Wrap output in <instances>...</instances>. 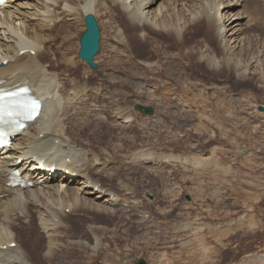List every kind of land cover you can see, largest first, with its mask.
<instances>
[{
    "label": "rangeland",
    "instance_id": "rangeland-1",
    "mask_svg": "<svg viewBox=\"0 0 264 264\" xmlns=\"http://www.w3.org/2000/svg\"><path fill=\"white\" fill-rule=\"evenodd\" d=\"M117 14V25L123 26L120 12ZM94 15L101 32L95 57L98 67L78 56L86 30L84 15L72 25L60 20L55 31H50L59 38L69 34L64 48L76 61L74 67L58 63L52 69L84 88L90 94L88 103L102 107L107 118H74L77 122L68 120V126L80 124L81 139L97 148L110 147L117 162L108 160L109 165L116 168L117 180L123 181L117 187L124 194L117 193L128 199L137 196V206L133 202L112 216H74L72 231L84 234L91 246L96 231L101 247L93 253L91 247L84 250L69 242L70 249L60 252L61 259L55 262L134 264L143 258L148 264H240L249 252L263 255L264 112L258 106H264V76L255 67L262 62L264 69L263 27H250L249 23L236 42L229 39L231 32L220 40L191 27L184 30L186 38L180 43L171 33L154 28L148 30L146 41H140L137 27L131 25L125 29L131 41L126 54L116 44L107 18ZM53 51L61 59L59 50ZM223 52L242 69L248 66L251 73L240 75L210 62L214 57L220 59ZM252 56L257 62L251 66ZM98 83L102 88L99 95L94 90ZM70 84L67 77L65 88ZM91 90L102 99L93 97ZM116 98L121 118L113 122L115 107L110 100ZM137 103L153 106L155 114L136 111ZM125 111L132 118L136 115L135 121ZM109 179L104 177L103 183L111 182ZM145 212L152 215L151 222ZM34 225L31 227L36 228ZM14 226L34 259L48 264L38 251L44 242L34 233L39 229L21 232L19 222Z\"/></svg>",
    "mask_w": 264,
    "mask_h": 264
},
{
    "label": "bare ground",
    "instance_id": "bare-ground-1",
    "mask_svg": "<svg viewBox=\"0 0 264 264\" xmlns=\"http://www.w3.org/2000/svg\"><path fill=\"white\" fill-rule=\"evenodd\" d=\"M158 2L159 0H9L0 9V90L28 87L45 104L36 121L19 133L15 142L5 148L0 156V264H40L32 256L26 242H22L14 226L16 222L21 224V230L18 229L21 232L34 229L35 227H31L34 222V226L43 233L34 231L41 241L44 240L42 248L38 250L42 260L48 264H59L55 260L61 259L59 253L64 252L65 248L70 249L67 246L69 242L84 250L91 247L90 251L93 253L98 252L101 247L100 236L95 234L96 231L93 233L95 241L92 246L84 234L72 231L70 221L74 216L79 219L88 213L112 216L118 208H129L133 206V202L137 206L134 200L137 196L129 197L130 200L117 193L124 194L117 187V182L120 185L123 181L117 180L116 168L112 169L109 165L108 160L111 163L117 162L110 147L101 145L97 148L89 140L81 139L79 135L83 134L77 127L80 124L68 126V120L74 118H83L84 121L92 116L107 117L103 116L105 113H102L103 109L98 108L97 103L87 102L90 94L84 88L73 84L74 80L68 75L61 76L52 69L58 63L66 68L76 65L70 50L64 48L69 41V34L59 38V34L50 33L55 31L60 20L72 25L83 20H79V17L86 13L101 14L110 23L116 44L126 54L131 41L128 40L125 29L128 30L131 25L137 27L136 34L140 41H144L148 30L154 28L171 33L180 43L185 37L184 30L191 27L200 28L199 31H206L203 32L205 34L210 32L220 40L227 38L231 32L228 37L234 38L233 42L237 41V37L249 23L250 27L259 24L264 29V0H181V3L180 0H162L158 8L153 9ZM28 6L32 10H28ZM117 11L120 12L118 20L123 26L117 25ZM52 47L59 50L61 59H57ZM222 54L220 59L214 57L210 62L230 67L240 75L251 73L248 72V66L242 69L228 53ZM253 58L255 57L252 56L251 66L257 62ZM261 63L255 67L264 76ZM67 77L72 84L68 89L65 88ZM95 89L98 95L102 93L100 83ZM94 90H91L93 97L97 95H94ZM104 96L106 94L103 95V101L106 100ZM110 101L115 107L113 122H117V117L121 118V115H117V98ZM87 115L88 118H85ZM125 115L129 119L133 117L130 111H125ZM135 117L131 120L135 121ZM142 157L143 160H148V157ZM41 159L46 160L49 168L55 167L58 174L41 170ZM108 166L110 169L107 170ZM13 170H19L24 177L30 176L33 185L25 189L9 186L8 176ZM104 177L110 178L111 182L104 184ZM124 185L126 187L128 184ZM125 204L127 207L123 206ZM145 213L150 221L152 215ZM87 228L92 230V225ZM64 234L66 238L63 240ZM240 264H264V254L249 252Z\"/></svg>",
    "mask_w": 264,
    "mask_h": 264
},
{
    "label": "water",
    "instance_id": "water-1",
    "mask_svg": "<svg viewBox=\"0 0 264 264\" xmlns=\"http://www.w3.org/2000/svg\"><path fill=\"white\" fill-rule=\"evenodd\" d=\"M85 22H86V30L81 36L80 39L81 48L78 54L80 58L88 61V63L93 68H97L98 64L94 61V57L100 49L101 32H100L99 24L93 13L86 14ZM135 109L146 115L155 114L154 107L145 106L141 103L136 104ZM258 110L264 112V106L259 105ZM135 264H147V261L145 259H140Z\"/></svg>",
    "mask_w": 264,
    "mask_h": 264
},
{
    "label": "snow or ice",
    "instance_id": "snow-or-ice-1",
    "mask_svg": "<svg viewBox=\"0 0 264 264\" xmlns=\"http://www.w3.org/2000/svg\"><path fill=\"white\" fill-rule=\"evenodd\" d=\"M27 92V89L17 91L0 90V123L17 116L34 119L40 114L41 102L27 96Z\"/></svg>",
    "mask_w": 264,
    "mask_h": 264
}]
</instances>
